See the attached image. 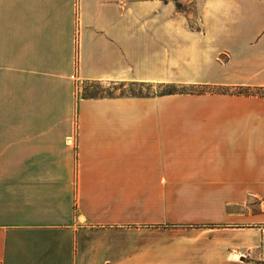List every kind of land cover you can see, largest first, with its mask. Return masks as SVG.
<instances>
[{
	"label": "crops",
	"instance_id": "obj_1",
	"mask_svg": "<svg viewBox=\"0 0 264 264\" xmlns=\"http://www.w3.org/2000/svg\"><path fill=\"white\" fill-rule=\"evenodd\" d=\"M226 262H264V0H0V264Z\"/></svg>",
	"mask_w": 264,
	"mask_h": 264
},
{
	"label": "rangeland",
	"instance_id": "obj_2",
	"mask_svg": "<svg viewBox=\"0 0 264 264\" xmlns=\"http://www.w3.org/2000/svg\"><path fill=\"white\" fill-rule=\"evenodd\" d=\"M177 2V9L179 12L186 13L187 15L191 16V20L189 21V25L193 28H200L201 27V20L200 16L202 14V7L196 4L190 5H183L179 7ZM146 9V8H145ZM79 95L80 97L85 96V94H90L93 96H101L107 94H114V95H147V94H158L164 92L168 88L161 84H141V83H134V82H125V83H117V82H110V81H103V82H79ZM260 93L261 90H257ZM236 253L230 255V261H238L241 262L240 259H236ZM222 264H230L228 262ZM264 264V263H262Z\"/></svg>",
	"mask_w": 264,
	"mask_h": 264
},
{
	"label": "trees",
	"instance_id": "obj_3",
	"mask_svg": "<svg viewBox=\"0 0 264 264\" xmlns=\"http://www.w3.org/2000/svg\"><path fill=\"white\" fill-rule=\"evenodd\" d=\"M178 6L181 7L182 4L178 3ZM134 83H141V84H152V83H147V82H134ZM167 87L168 89L165 90L164 92H161L159 94H174V93H186V92H195L194 91V86H187V85H177V84H161ZM216 92V93H230V94H246V95H252V94H257L260 93L257 91V89H254L252 87H209L205 86L199 90V93H204V92ZM150 95V94H147ZM115 96L114 94H107V95H101V96H93L90 94H85L83 96L84 98H95V97H113ZM124 96V95H123ZM132 96H145V95H132ZM264 263V262H263Z\"/></svg>",
	"mask_w": 264,
	"mask_h": 264
},
{
	"label": "water",
	"instance_id": "obj_4",
	"mask_svg": "<svg viewBox=\"0 0 264 264\" xmlns=\"http://www.w3.org/2000/svg\"><path fill=\"white\" fill-rule=\"evenodd\" d=\"M235 255H237V253Z\"/></svg>",
	"mask_w": 264,
	"mask_h": 264
}]
</instances>
